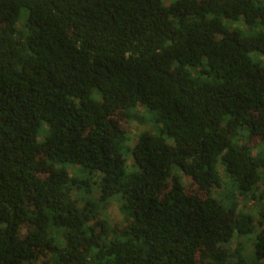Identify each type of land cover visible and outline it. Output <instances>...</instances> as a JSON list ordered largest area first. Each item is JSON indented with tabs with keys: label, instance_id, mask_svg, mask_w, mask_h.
<instances>
[{
	"label": "trees",
	"instance_id": "obj_1",
	"mask_svg": "<svg viewBox=\"0 0 264 264\" xmlns=\"http://www.w3.org/2000/svg\"><path fill=\"white\" fill-rule=\"evenodd\" d=\"M263 58L264 0H0V264H264Z\"/></svg>",
	"mask_w": 264,
	"mask_h": 264
},
{
	"label": "rangeland",
	"instance_id": "obj_2",
	"mask_svg": "<svg viewBox=\"0 0 264 264\" xmlns=\"http://www.w3.org/2000/svg\"><path fill=\"white\" fill-rule=\"evenodd\" d=\"M164 5H168L170 3V0H162ZM264 61V58L262 59ZM139 116L141 119H145L143 123H139L136 120H131L128 122V141L127 146L131 147L135 144V142L138 139V136L143 132H154L152 126L148 123L146 115L143 113L142 109L138 110ZM130 161L127 162V165H130ZM220 167V166H219ZM221 168V167H220ZM219 169L220 178L224 183V186L226 185V179L223 177V173L221 169ZM68 171L70 174H73L76 171V168H68ZM182 182L189 186V190H193V185L191 184V181L188 177L181 175ZM214 197L217 199H220V195L217 190L213 191ZM98 197V194L96 192L93 193L92 198L96 199ZM238 203L239 207L241 208L242 212L249 213L256 221L257 225H259V222L261 220L260 211L255 202L244 200L242 197H238ZM81 205V203H79ZM103 215V216H102ZM100 215V218L105 217L109 220L110 224L120 223L122 222V216L118 210V202L117 200L112 199L108 206L103 211V214ZM23 231V230H22ZM24 232V231H23ZM238 243H245V240L242 238H235L232 242L228 243L226 245L228 251H234L235 246ZM264 262V261H263ZM30 264H50L46 258L40 257L38 261L32 262Z\"/></svg>",
	"mask_w": 264,
	"mask_h": 264
}]
</instances>
